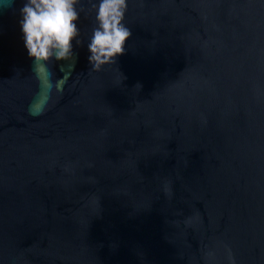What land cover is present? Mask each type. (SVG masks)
<instances>
[{
  "label": "water",
  "instance_id": "water-1",
  "mask_svg": "<svg viewBox=\"0 0 264 264\" xmlns=\"http://www.w3.org/2000/svg\"><path fill=\"white\" fill-rule=\"evenodd\" d=\"M0 8V264H264V0H128L132 37L52 62L44 113ZM211 253V255H210Z\"/></svg>",
  "mask_w": 264,
  "mask_h": 264
},
{
  "label": "clouds",
  "instance_id": "clouds-1",
  "mask_svg": "<svg viewBox=\"0 0 264 264\" xmlns=\"http://www.w3.org/2000/svg\"><path fill=\"white\" fill-rule=\"evenodd\" d=\"M14 2V0H13ZM94 12V24L87 39L88 61L94 70L116 64L126 52V42L132 31L126 23L128 0H89ZM82 0H24L20 8L19 25L24 47L34 62V72L41 83V94L29 107V114L44 113L53 90L62 92L66 79L55 82L49 65L52 62L75 61V46H83L79 27ZM0 0V8L7 7ZM228 264H236L230 247L225 246ZM211 255V253H210Z\"/></svg>",
  "mask_w": 264,
  "mask_h": 264
}]
</instances>
